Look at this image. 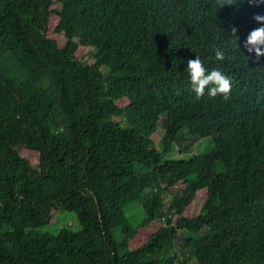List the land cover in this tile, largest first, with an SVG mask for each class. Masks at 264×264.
Segmentation results:
<instances>
[{
	"label": "trees",
	"instance_id": "obj_1",
	"mask_svg": "<svg viewBox=\"0 0 264 264\" xmlns=\"http://www.w3.org/2000/svg\"><path fill=\"white\" fill-rule=\"evenodd\" d=\"M255 14L247 0H0V264H264ZM196 56L232 80L227 99L196 98ZM65 212L75 231H39Z\"/></svg>",
	"mask_w": 264,
	"mask_h": 264
},
{
	"label": "clouds",
	"instance_id": "obj_2",
	"mask_svg": "<svg viewBox=\"0 0 264 264\" xmlns=\"http://www.w3.org/2000/svg\"><path fill=\"white\" fill-rule=\"evenodd\" d=\"M214 2L221 9L226 5L236 4L237 0H214ZM240 2L243 3V0H240ZM247 2L250 6L255 5L256 7L264 4V0H247ZM252 19L260 26L249 32L244 40L243 48L249 54L254 53L255 59L259 60L260 57L264 56V15L255 14ZM236 33L237 28L231 26L230 36L238 40L239 38L236 36ZM214 51L217 61H223L225 59L224 51L220 49H215ZM186 70L190 78L192 91L195 93L197 99L204 96L206 89L210 97H216L218 94L225 99L229 97L232 90V80L218 69L207 70L199 56L187 61Z\"/></svg>",
	"mask_w": 264,
	"mask_h": 264
},
{
	"label": "rangeland",
	"instance_id": "obj_3",
	"mask_svg": "<svg viewBox=\"0 0 264 264\" xmlns=\"http://www.w3.org/2000/svg\"><path fill=\"white\" fill-rule=\"evenodd\" d=\"M90 53H91V51L87 48H79L76 52V57L78 59H81L83 57H90V59L87 61V63H89V61L91 60ZM103 71H105V70L103 69ZM122 126H125V123H122ZM152 139L154 140L155 145L157 146L158 142L160 140V136L158 134H155L152 136ZM199 142H200V145H198ZM199 142L196 143V149L194 152H207V151L211 150L213 147L212 138H206L204 140H199ZM173 156L174 157H181L183 155H181L178 151H176L173 154ZM25 157H27L31 161L33 166L37 165V163H38V155L37 154L26 153ZM181 188H182V186L178 187V190H180ZM204 198H205V192L199 193L197 198L195 199V201L186 209L184 215L187 218H192V217L196 216L200 210V207L202 205ZM67 227L73 229L74 231L78 228V224H77V220H76L75 215L72 213H67V212H65V213H54L52 216L51 224L48 227L46 226V227L40 229L39 231L40 232H47V233H55L57 230H59L61 228H67ZM159 227H160V223H155V224L148 226L145 229L140 230L137 237H135V239L130 242L129 248L135 249V248L140 247L142 244H144L147 237L151 233L156 231ZM119 237H120L119 233H116V238L119 239Z\"/></svg>",
	"mask_w": 264,
	"mask_h": 264
}]
</instances>
